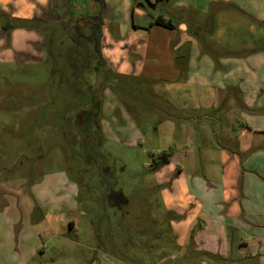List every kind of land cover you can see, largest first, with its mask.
I'll list each match as a JSON object with an SVG mask.
<instances>
[{
	"label": "crops",
	"instance_id": "obj_1",
	"mask_svg": "<svg viewBox=\"0 0 264 264\" xmlns=\"http://www.w3.org/2000/svg\"><path fill=\"white\" fill-rule=\"evenodd\" d=\"M102 1L105 66L143 77L168 96L172 112L154 132L159 139L177 133V140L151 150L171 154L155 177L165 211L178 218L172 229L179 261L264 264V0ZM98 11L93 0H0V61L43 59L42 36L8 34V22L47 28ZM157 17L173 29L154 24ZM192 138L195 150L187 147ZM32 189L41 212L35 234L65 238L77 228L78 185L64 172Z\"/></svg>",
	"mask_w": 264,
	"mask_h": 264
},
{
	"label": "rangeland",
	"instance_id": "obj_2",
	"mask_svg": "<svg viewBox=\"0 0 264 264\" xmlns=\"http://www.w3.org/2000/svg\"><path fill=\"white\" fill-rule=\"evenodd\" d=\"M54 40L53 58L43 50L39 63L0 61V264H182L172 229L178 218L164 209L151 150L177 140V133L159 139L154 132L172 112L168 96L143 77L95 72L92 63L80 72L85 112L76 124L62 78L72 72L66 40ZM85 98L99 104L98 114ZM61 172L78 185L82 213L67 237L46 239L34 233L41 212L32 186Z\"/></svg>",
	"mask_w": 264,
	"mask_h": 264
},
{
	"label": "trees",
	"instance_id": "obj_3",
	"mask_svg": "<svg viewBox=\"0 0 264 264\" xmlns=\"http://www.w3.org/2000/svg\"><path fill=\"white\" fill-rule=\"evenodd\" d=\"M159 0H156V2ZM98 6L99 11L95 15L87 16V15H80V16H70L67 20H60L58 25L52 26V27H44V26H36L33 21H18L14 20L15 23L10 24L8 22L7 26H4L2 29L4 32L8 33L15 30V29H27L26 25L31 26L32 29L36 30L42 37H44V51L48 54V58L54 57V45L55 40L59 42V39H62L63 41L66 40V47H64L63 50L66 51L64 53L67 55L66 57V64L65 66L72 69L71 77H66L62 74V78L65 79V95L71 94L69 96V101L71 103L72 110L75 109V114L73 116V121H75L76 124H81L82 121V115L85 112V110H82L85 107L84 102V93L83 90L78 86V84L81 83L82 77L81 73L82 71H87L91 68V65L93 63V68L95 72H98L101 68H104L103 70L108 73H112V71L105 66L102 56H101V28H102V17H103V11H104V4L102 0H93ZM149 3V2H148ZM149 5H151L149 3ZM154 24L168 28L173 29V25L169 21H164L157 17L154 20ZM55 33V35H53ZM59 35V37L57 36ZM62 37H61V35ZM56 37V38H55ZM58 37V38H57ZM60 40V42H62ZM59 42V43H60ZM59 48L62 47L61 44L58 45ZM56 53V52H55ZM57 59L52 60V65L54 68V71L58 67L56 64ZM51 62V60H50ZM60 72L63 70H60ZM67 96V95H66ZM82 98V99H81ZM86 102L92 105V109L96 107L97 114H98V103L94 102L93 98L86 99ZM68 105L65 106V108ZM66 109V110H67ZM64 114V113H63ZM95 124V131L98 129V123L97 118L94 120ZM170 152L169 151H161L157 154H152L153 157V164L155 169H159L163 165L167 164L170 159Z\"/></svg>",
	"mask_w": 264,
	"mask_h": 264
},
{
	"label": "flooded vegetation",
	"instance_id": "obj_4",
	"mask_svg": "<svg viewBox=\"0 0 264 264\" xmlns=\"http://www.w3.org/2000/svg\"><path fill=\"white\" fill-rule=\"evenodd\" d=\"M77 140H74V142H76ZM84 159H85V162L87 163V164H95L96 163V161L94 160V159H92V157H90V156H86V157H84ZM100 167V169H102L101 167H102V165L101 166H99ZM100 178H102V176L100 175ZM98 180H100L99 178H98Z\"/></svg>",
	"mask_w": 264,
	"mask_h": 264
},
{
	"label": "built area",
	"instance_id": "obj_5",
	"mask_svg": "<svg viewBox=\"0 0 264 264\" xmlns=\"http://www.w3.org/2000/svg\"><path fill=\"white\" fill-rule=\"evenodd\" d=\"M153 1H156V0H153Z\"/></svg>",
	"mask_w": 264,
	"mask_h": 264
}]
</instances>
